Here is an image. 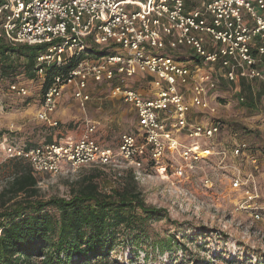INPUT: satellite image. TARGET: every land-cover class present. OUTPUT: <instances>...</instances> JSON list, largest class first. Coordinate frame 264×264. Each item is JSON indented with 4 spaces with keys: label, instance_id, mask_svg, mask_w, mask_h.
<instances>
[{
    "label": "built area",
    "instance_id": "built-area-1",
    "mask_svg": "<svg viewBox=\"0 0 264 264\" xmlns=\"http://www.w3.org/2000/svg\"><path fill=\"white\" fill-rule=\"evenodd\" d=\"M0 40L42 46L35 57L41 86L47 66L78 58L42 89L36 111L41 123L58 125L52 114L67 86L84 108L89 80L109 83L107 95L133 106L137 116L136 132L120 134L116 152L94 138L98 123L88 118L78 138L35 146L5 142V157L28 162L34 175L120 159L138 172L151 163L161 176L170 167L185 178L198 161L213 157L218 169L231 171L232 189L249 186V200L260 197L256 174L264 158L246 141L219 142L216 91L220 78L234 93H240L241 78L264 87V0H0ZM91 47L105 53L94 55ZM135 78L150 81L140 90L131 84ZM9 90L30 94L19 83ZM192 108L206 119L192 117ZM244 162L251 169H242ZM202 183L212 184L207 176Z\"/></svg>",
    "mask_w": 264,
    "mask_h": 264
},
{
    "label": "rangeland",
    "instance_id": "rangeland-1",
    "mask_svg": "<svg viewBox=\"0 0 264 264\" xmlns=\"http://www.w3.org/2000/svg\"><path fill=\"white\" fill-rule=\"evenodd\" d=\"M25 60L23 56L17 58L15 72L0 77V193L11 187L14 172L21 169V165L28 167L26 161L19 162L5 157L2 151L5 142L35 146L76 136L80 127L85 126L81 113L69 96H66V103L70 108L63 111V115L67 116L66 121H60L56 127H50L36 118L42 91L41 79L35 74V69L33 71L31 67L25 68ZM12 83L27 85L29 96L18 97L10 92L9 85ZM255 86L257 109L249 110L238 104L237 95L229 92L228 84H219L217 90L220 95V107L216 117L223 125L218 136L220 143L227 144L229 137H234L237 142L255 141V144L263 139L259 136L257 126L264 124V88L258 81ZM99 91L104 92L103 89ZM104 109H110V106H105ZM122 109L124 108L111 107V111L105 113L103 118H99L100 114L94 115L96 112L93 109L92 115L88 116L98 122V127L104 124L103 130L96 138L101 145L110 147L114 152L117 151L120 134L135 133L138 125L132 111L118 116ZM225 110L231 115L226 117ZM191 115L199 121L206 119V116H201L193 108ZM255 115H259V118H253ZM257 149L262 150L259 156L263 158L264 148L257 146ZM244 163L242 169H251L248 163ZM96 171L102 172L97 180L101 190L105 191L113 184L115 178H124L126 175L130 178L132 175L144 202L165 210L167 219L153 221L150 233L159 236L172 234L179 240L180 245H174L172 250L163 255L150 253V259L154 261L150 260L149 263L202 264L206 261L211 264H264V167L256 174L259 178L257 188L260 197L254 200H249V186L235 190L231 188V171L218 169L213 157L198 161L192 170L187 171L185 178L172 174L170 167L165 172L167 177L161 176L151 163H145L141 172H138L120 159L105 167L81 166L54 176L36 174L37 197L68 198L79 180ZM127 171L130 175L126 174ZM204 176L210 179V187L202 183ZM9 197L11 195L6 192L3 198L0 197V203ZM250 204L257 209H251ZM250 214H257L258 218ZM120 255L128 254L126 250L121 252L119 249L117 257ZM138 255L142 258L143 253L139 252ZM166 258L170 261L167 262Z\"/></svg>",
    "mask_w": 264,
    "mask_h": 264
},
{
    "label": "trees",
    "instance_id": "trees-1",
    "mask_svg": "<svg viewBox=\"0 0 264 264\" xmlns=\"http://www.w3.org/2000/svg\"><path fill=\"white\" fill-rule=\"evenodd\" d=\"M41 49L26 44L12 46L0 40V77L15 72L20 56L26 59L25 68L34 71L35 57ZM89 52L99 56L105 50L91 47ZM77 62L78 58L72 56L61 66H47L42 89ZM255 99L248 91L240 104L254 109ZM26 163L27 168L21 165L14 172L11 187L6 190L11 197L0 203V264H151L150 253L163 255L180 245L172 234L150 233L152 222L167 219V214L144 202L128 171L130 178H115L106 191L97 180L101 171H96L79 180L68 198L42 199L37 197L36 175ZM117 249L126 250L128 255L117 257Z\"/></svg>",
    "mask_w": 264,
    "mask_h": 264
},
{
    "label": "crops",
    "instance_id": "crops-1",
    "mask_svg": "<svg viewBox=\"0 0 264 264\" xmlns=\"http://www.w3.org/2000/svg\"><path fill=\"white\" fill-rule=\"evenodd\" d=\"M149 81H150L149 79H144V80H141V81H137V79H136V80L132 81L131 84L134 85V86H136L138 89L143 90V88H145L146 85L148 86ZM257 81L259 83H261L259 80L250 81L248 79L241 78L240 81H239V86L241 88L240 93H234L233 90H232L233 89V85L230 84L227 80H225L223 78H220L219 79V84L221 82H223L225 85L228 84V89L230 90L229 92H231V94H236L237 97H238V95L245 97L246 93L248 91H250L251 94H253V96L256 97V99H255L256 100L255 101V108H254V110H255V109H257V104H258V97H257V94L255 92L256 91L255 82H257ZM137 84H139V85H137ZM229 84H230V86H229ZM109 87H110V85L107 82H94L92 80H89L86 91L89 93L90 99L85 102L84 108H81L80 105L78 104L77 100L74 99L73 96H72V88L70 86H67L63 90V92L61 94V97L57 100L56 107L54 109V112L52 114V117L54 119H56L58 122H60V121H66V119H67L66 117L67 116L63 115V113H64L63 111L68 110L70 108V106L66 103L68 101L66 96H69V97H71L73 99L75 105L77 106L79 112L81 113V116H82V119L83 120H85V118L90 119L88 116L89 115H92V110L93 109H95V112H96L94 115L100 114L99 118H103V116L105 115V113L111 111V107H112V109H115V108L118 109L119 107L120 108L121 107L124 108V109H122V111L119 112V115L118 116H121V115L123 116L127 111L128 112L129 111H132L134 113V116H136L135 109H134L133 106H131L130 104H127V103L123 102L121 98H118V97H110V96L107 95L108 94V91H109ZM261 87H263L262 84H261ZM100 89L101 90L103 89L104 92L103 91H99ZM94 91H96V92H94ZM216 93H217L218 97H220L218 90L216 91ZM237 102H238V100H237ZM238 104H240V102H238ZM105 106H107V107L110 106V109H107V110L104 109ZM249 110H253V109H249ZM224 112L226 113V117H228V116L231 115L230 112H228L226 110ZM135 118H136V123L138 124V122H137V116ZM253 118L257 119V118H259V115H257V116L255 115V117H253ZM93 121H95V120H93ZM103 127H104V124L103 125H100L99 127L97 125L96 131L93 134L94 138L97 141H98V138H96V137L98 136V133H100V131L103 130ZM137 127H138V125L136 126V129L135 130H137ZM250 127H253V126L250 125ZM257 129H258L257 131L260 133L259 136L264 139V124L257 126ZM83 131H84V126L82 125L80 127L79 133L76 136H73V135L72 136L74 138H78L83 133ZM251 136H254V135H251ZM229 139L230 140L228 141L227 144H231V143H233V142L236 141V139L234 137H229ZM244 139H246V138H244ZM263 139L260 142L256 143V144H255V141L254 142L253 141H248V143H250L253 146H255L258 156L260 155L259 153L262 152V150H258L257 149V146H260L261 149L264 148V140ZM244 141H246V140H244ZM263 153H264V151H263ZM257 181H259L258 175H256V183H257Z\"/></svg>",
    "mask_w": 264,
    "mask_h": 264
}]
</instances>
